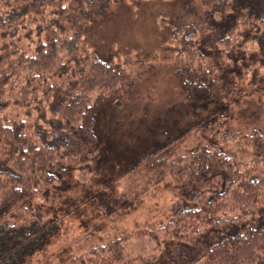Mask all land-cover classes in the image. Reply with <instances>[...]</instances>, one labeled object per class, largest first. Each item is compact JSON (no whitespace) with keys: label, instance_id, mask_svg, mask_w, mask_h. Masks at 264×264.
Instances as JSON below:
<instances>
[{"label":"trees","instance_id":"obj_1","mask_svg":"<svg viewBox=\"0 0 264 264\" xmlns=\"http://www.w3.org/2000/svg\"><path fill=\"white\" fill-rule=\"evenodd\" d=\"M178 1L201 14L175 26L166 40L186 99L223 110L222 95L233 101L240 92L237 79L250 73L256 81L264 73V0ZM106 2L0 0V264L24 257L42 233L29 217L49 189L77 171L82 183L101 184L94 117L110 96L123 95L126 68L98 59L79 27L107 10ZM185 136L134 161L127 174L135 192L126 194L138 197L171 179L182 189L198 187L195 206L183 209L176 201L164 225L146 222L63 264H169L163 252L171 242L179 243L178 264L190 258V264H264V156L237 163L202 144L172 158L167 148ZM224 140L264 155L258 131H234ZM134 239L141 244L133 253Z\"/></svg>","mask_w":264,"mask_h":264},{"label":"rangeland","instance_id":"obj_2","mask_svg":"<svg viewBox=\"0 0 264 264\" xmlns=\"http://www.w3.org/2000/svg\"><path fill=\"white\" fill-rule=\"evenodd\" d=\"M106 4L107 10L79 27L81 40L98 59L126 68L123 95L110 96L94 117V131L102 141L96 175L101 184L82 183L77 171L49 189L35 202L40 205L38 213L29 217L37 230L42 226V233L28 244L24 257L13 255V261L3 264H63L90 247L141 229L146 222L164 225L176 201L183 209L193 208L198 187L182 189L171 179L138 197L126 194L135 192L127 174L131 164L182 132L186 136L173 151L167 148L172 158L202 144L217 146L237 163L264 156L253 154L240 140H224L234 131L264 135V73L256 81L250 73L237 79L240 92H233V101H227V92L226 98L222 95L223 110L213 104L196 108L186 99L166 40L175 26L200 18L198 8L178 0H107ZM259 70L263 72L264 60ZM133 243L134 253L141 243L136 239ZM178 245L168 243L163 252L169 264L182 260L174 250Z\"/></svg>","mask_w":264,"mask_h":264}]
</instances>
